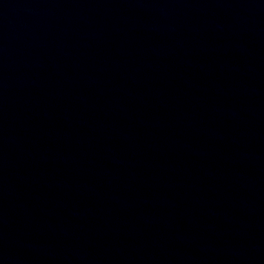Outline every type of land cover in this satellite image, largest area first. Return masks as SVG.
<instances>
[{
	"label": "water",
	"instance_id": "95a60500",
	"mask_svg": "<svg viewBox=\"0 0 264 264\" xmlns=\"http://www.w3.org/2000/svg\"><path fill=\"white\" fill-rule=\"evenodd\" d=\"M0 264H264V0H0Z\"/></svg>",
	"mask_w": 264,
	"mask_h": 264
}]
</instances>
